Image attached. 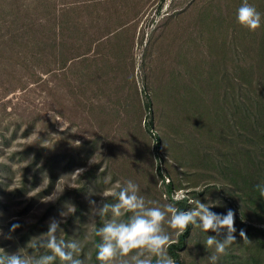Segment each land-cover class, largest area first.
<instances>
[{
	"label": "rangeland",
	"instance_id": "374dc122",
	"mask_svg": "<svg viewBox=\"0 0 264 264\" xmlns=\"http://www.w3.org/2000/svg\"><path fill=\"white\" fill-rule=\"evenodd\" d=\"M248 2L262 14L254 31L236 21L242 0H0V248L66 210L60 237L78 235L98 264L88 200L102 198L89 190L112 200L131 179L160 205L232 209L237 239L219 264H264L263 176L248 168L264 142L245 118L264 0ZM205 239L190 226L182 264H206Z\"/></svg>",
	"mask_w": 264,
	"mask_h": 264
},
{
	"label": "clouds",
	"instance_id": "9594fccd",
	"mask_svg": "<svg viewBox=\"0 0 264 264\" xmlns=\"http://www.w3.org/2000/svg\"><path fill=\"white\" fill-rule=\"evenodd\" d=\"M236 21L254 31L261 26L262 14L248 0H242L236 10ZM102 180L108 185L112 183V176L106 173ZM253 188L264 198V181L256 183ZM109 194L112 200L89 190V195L102 198L88 200V222L92 225V234L99 237L95 244L98 264H177L167 249L173 236L180 237L190 226L199 229L206 237V264H219L237 239L234 212L230 208L217 213L211 210L210 203H202L191 196L187 197L191 207L184 210L177 209L173 203L160 205L155 200L146 199L140 186L131 179L123 184L117 181L116 188ZM71 209L73 213L75 206L71 205ZM68 215L64 210L59 213L60 219L50 218L45 232L32 236L14 252L7 253L0 248V264H89L91 257L83 252V239L78 235L69 239L59 235L63 232L61 224ZM98 219L103 223L98 225ZM165 223L174 231H166ZM19 226V223H13L4 238L11 239V232ZM209 230L213 234H209ZM0 234H3L2 230ZM238 235L248 241L243 229Z\"/></svg>",
	"mask_w": 264,
	"mask_h": 264
},
{
	"label": "trees",
	"instance_id": "16d2710c",
	"mask_svg": "<svg viewBox=\"0 0 264 264\" xmlns=\"http://www.w3.org/2000/svg\"><path fill=\"white\" fill-rule=\"evenodd\" d=\"M264 65H258L257 69L255 70L256 72V76H252V74L250 75L249 78V83L248 86L250 87L249 92L247 91L246 96H247V100H249L248 102H253L252 104L249 105L248 108H245V118L249 121V122H264ZM246 83V82H245ZM253 93L257 94L259 97H256L254 95H252ZM256 110H253V109ZM257 124L255 125V129L251 128V130H253L255 132V136L257 135L258 138H260V140H262L264 142V124H260V127L257 126ZM152 126L151 123H147V127L148 129H150ZM257 126V127H256ZM158 144H159V139L156 138V149L158 148ZM248 168L251 169H261L262 174V181H264V154L262 155V158L257 161V163L253 164V165H249ZM157 172L159 173L160 170L159 168H157ZM168 190H170V186H167ZM177 209L179 210H183V204L182 202H178L177 205ZM190 227L189 229H186L185 232L183 233V235H181L180 237H178L176 239L175 242L170 243V246L168 247L167 251L168 254L174 259L176 260L177 264H182L181 261L179 260V256H178V251L181 250L185 244V239L189 233Z\"/></svg>",
	"mask_w": 264,
	"mask_h": 264
}]
</instances>
